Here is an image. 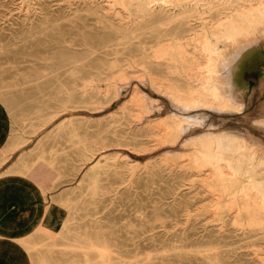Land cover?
I'll return each mask as SVG.
<instances>
[{
  "label": "rangeland",
  "instance_id": "374dc122",
  "mask_svg": "<svg viewBox=\"0 0 264 264\" xmlns=\"http://www.w3.org/2000/svg\"><path fill=\"white\" fill-rule=\"evenodd\" d=\"M95 16L83 0H0V145L12 134L26 139L0 169L42 137L46 156L55 148L58 171L47 198L73 195L68 205H58L41 237L29 236L33 260L49 248L41 264H262L264 219L236 221L226 208L217 209L231 197L199 159L196 137L210 130L234 134L264 157V126L258 124L264 56L246 73L239 110L187 107L167 93L186 71L184 61L165 57L153 43L160 27L138 31L139 40L101 47L97 37L108 29ZM173 117L182 120L178 129ZM62 124L75 127L102 155L106 169L93 199H78L77 182L95 160L81 159L66 135L49 136ZM30 183L20 174L0 181L1 215L26 208L39 214L40 203L24 196ZM180 199L188 203L186 214ZM84 236L98 247L70 246Z\"/></svg>",
  "mask_w": 264,
  "mask_h": 264
},
{
  "label": "bare ground",
  "instance_id": "6f19581e",
  "mask_svg": "<svg viewBox=\"0 0 264 264\" xmlns=\"http://www.w3.org/2000/svg\"><path fill=\"white\" fill-rule=\"evenodd\" d=\"M83 3L89 6L90 13L96 15L95 19L100 27L108 29L97 37V46L107 47L118 41L139 40L142 33L139 34L138 31L153 24L163 30L152 36L153 43L165 57L185 62L183 68L186 72L179 73V81L166 88L173 99H179L187 107L227 111L242 108L243 93L249 86L246 73L256 71L264 56V0H83ZM258 33L260 37H253ZM188 45H192L191 50L187 48ZM191 60L196 61V64L188 72ZM259 83L260 87L264 85V68L259 73ZM133 95L138 98L136 93ZM181 122L182 120L173 117L170 124L178 129ZM258 124L264 126V115L258 120ZM63 135L67 136V140H72L71 147L78 150L81 159L85 162L95 160L82 170L77 182L78 199L84 196L93 199L97 194L95 189L98 187V179L106 169L100 158L102 155H95L92 146L78 137L76 128L72 125L62 124L49 136ZM196 138L199 159L216 171L218 179L231 197L230 203L217 202V209L226 208L236 221L264 219V157L257 158L255 151H250L234 134L210 130ZM25 143L26 139L12 134L0 148V164L6 159L4 155L8 157ZM42 143V137H39L29 150L19 152L10 168L15 171L44 168L39 171V178L42 182L50 181L53 188L58 177V171L55 170V148L50 147L46 156ZM222 165L229 172H225ZM250 190L254 191L251 195ZM176 195L174 194L173 199H177ZM240 195L243 202L237 198ZM72 197L70 192L59 195L52 201L51 207H48L49 214L58 212L61 202H67L68 205ZM178 207L184 214L188 212L187 201L178 200ZM58 236H61L59 231L54 234V238ZM37 244L40 246L45 242L39 241ZM70 246L85 249L98 247L88 236L85 241L72 242ZM30 247L31 243L28 249ZM46 252H50L49 248L40 253V259L49 257ZM260 261L264 264V257Z\"/></svg>",
  "mask_w": 264,
  "mask_h": 264
},
{
  "label": "crops",
  "instance_id": "0c3cea01",
  "mask_svg": "<svg viewBox=\"0 0 264 264\" xmlns=\"http://www.w3.org/2000/svg\"><path fill=\"white\" fill-rule=\"evenodd\" d=\"M1 137L3 136L0 135V139ZM11 155L8 157L4 155L6 159L3 160L0 167ZM13 160L0 169V181L8 174H20L26 181L30 180L32 189L26 190L24 196L28 199L35 198L40 203L35 207L41 208L38 215H35L37 211L33 212V210L27 208L21 212L10 211L11 213L6 216L1 215L2 211L0 210V264H41L40 255L37 261L33 260L28 249L29 241L27 240L32 234L41 237V231L50 227L51 218L53 217L49 214L48 207H51L52 201L58 196L47 198V193L52 189V184L50 181L42 182L39 178V171L44 168L35 167L30 171H15L10 168Z\"/></svg>",
  "mask_w": 264,
  "mask_h": 264
}]
</instances>
